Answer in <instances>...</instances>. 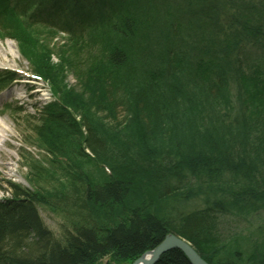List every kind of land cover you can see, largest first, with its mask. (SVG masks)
I'll return each instance as SVG.
<instances>
[{"label": "trees", "instance_id": "1", "mask_svg": "<svg viewBox=\"0 0 264 264\" xmlns=\"http://www.w3.org/2000/svg\"><path fill=\"white\" fill-rule=\"evenodd\" d=\"M138 1L136 7L135 0H87V11L97 21L79 34L74 23L68 28V46L59 48L62 55L68 51L74 60L77 56L91 57L85 63L90 67L88 74L93 75L84 76L86 81L110 80L104 88L106 102L113 110L135 112L136 108L147 124L148 137L121 135L117 128L96 119L90 108L84 112L72 109L64 96L59 99L60 104L41 107L44 112L38 125L28 123L27 127L42 143V158L27 151L21 154L29 187L15 188L10 200L17 201V205H5V209L0 206V254L20 253L29 257L32 264H44L42 258L49 252V264H88L96 256L111 255V248L122 254L131 252L127 256L131 260L150 249L166 227L144 214L143 208L140 210L138 202L143 200L132 195L126 198L132 185L147 183L148 171L138 168V158L147 163L163 156L160 164H167L165 177L179 167L203 172L229 168L246 177L252 174L227 193V208L219 201L214 203L219 206L214 205L213 209L218 214L247 218L250 208L256 207L248 200L264 198V190L254 184L260 180V185H264V0ZM127 2L132 10H137L135 13L125 14ZM201 2L213 11L207 19L199 9ZM121 3L125 5L122 8ZM64 4L56 5L55 10L63 12ZM144 11L148 17L139 18ZM72 12L70 9L65 14L73 16ZM11 20L10 28L9 21L3 26L5 35V30L12 29L32 70L49 85L54 84L58 71L49 74L43 66L44 56L37 58L32 49L38 41L52 40L61 29L42 21L31 23L23 15ZM105 28L112 40L105 38ZM131 33L138 36L141 45L134 54L126 49L130 38L127 35ZM63 47L67 49L62 50ZM123 53L127 55L123 57ZM97 54H101V65L93 68L92 59ZM61 62L63 66L60 64L59 68L63 70L67 61ZM67 67L77 68L71 63ZM186 72L189 77L183 81ZM169 111L184 124L164 120L163 114ZM211 120L218 122L211 124ZM252 139H262L261 146L246 149ZM233 145L239 150L232 149ZM233 161L240 164L233 166ZM249 167L255 170L250 173ZM105 169H109L108 174ZM179 190L172 185L159 187L155 198L163 201ZM51 200L59 203L50 211L63 214V221L73 223L76 235L66 237L70 245L67 251L53 241L49 243V234L37 219L35 207L49 205ZM206 201L202 197L199 200L201 212L210 214L203 204H213ZM242 203L246 207H241L240 214L230 211ZM72 211L81 212L82 216L71 214ZM73 216L79 217L80 222ZM79 225L86 229L78 231ZM32 230L37 238L32 240L34 257L24 255L22 250L23 239ZM204 238L207 248L212 246L210 237ZM49 244L53 250L48 251ZM260 254L264 258V250ZM217 257L209 259L210 263L216 262ZM259 261L256 264H262ZM159 264L189 263L179 252L170 251Z\"/></svg>", "mask_w": 264, "mask_h": 264}, {"label": "bare ground", "instance_id": "2", "mask_svg": "<svg viewBox=\"0 0 264 264\" xmlns=\"http://www.w3.org/2000/svg\"><path fill=\"white\" fill-rule=\"evenodd\" d=\"M3 0H0V3ZM54 1V0H52ZM61 2V3H59ZM102 4H105V2L100 1ZM62 3L64 4V14L69 13L70 9L73 14V16L78 15V11H82L84 15H87V0H55L52 4V7L55 9L56 5H60ZM56 11V10H55ZM23 34L26 33L25 29H22ZM21 32V31H20ZM42 42V41H41ZM49 44V45H55V43L52 40H44L43 43ZM7 48L11 52L12 55H15V53L12 52L14 49V45L10 41H6ZM57 46V45H56ZM55 46V47H56ZM53 55V54H52ZM55 61H49V63H53L54 65L58 66V63H62L60 60L62 57H57ZM23 58L27 61L26 55H23ZM53 58V57H52ZM63 60V59H62ZM76 60L83 61L85 59H82V56H77ZM60 61V62H59ZM81 65V69L79 70L80 66L78 65L76 69H68L67 67H64L63 70L58 72V78L59 81H64L65 83H68L69 76H71L70 81H72L74 84H78V81L81 76H87L88 71H83L84 65H87L86 63H79ZM79 71V72H78ZM186 71V70H185ZM189 77V73H185L182 75V80ZM57 79H54V84H51L49 86V92L46 103L38 102L34 105V111L31 116V119L28 121L29 124H36V122H39L41 117L43 116V108L54 104H60L59 102L61 100V97L58 96L59 93H57L54 88L56 87L59 89L60 87H63L64 85L60 83ZM184 81V80H183ZM187 81V80H186ZM66 87V86H65ZM67 88V87H66ZM13 95V94H11ZM63 96V94H62ZM56 98V99H55ZM60 99V100H59ZM33 107V106H32ZM40 108V109H37ZM37 109V110H36ZM139 113V112H138ZM141 114L139 113V117ZM163 118L166 121L176 122L179 125L184 124L183 120H179L175 113L169 111L166 114H163ZM171 118V119H170ZM142 120V119H141ZM143 121V120H142ZM211 124H216L217 120H211ZM27 123V124H28ZM144 123V121H143ZM38 125V124H36ZM29 137L30 139L25 140L23 144L21 145V149H24V151L32 152L31 149H43L42 143H39V140L37 139V134L28 127ZM9 129H7L6 126H4L3 123H0V144H4L6 137H10ZM119 132V131H118ZM150 133V132H149ZM150 135V134H149ZM261 140L252 139L250 143L247 144L246 149H250L255 147L256 145L261 146ZM232 149L239 150V147L236 145H233L231 147ZM229 148V149H231ZM168 149V148H165ZM262 149L264 151V142L262 144ZM87 153H89L88 150H86ZM258 152V151H256ZM167 154H165V157ZM165 158L163 156L154 157L151 160L145 162H141V160L138 158L136 159L137 165H139L138 168L145 169L147 173V183L144 186H135L132 185L131 188H128L126 192V198L132 196L138 197L139 201L143 200L141 203L138 202L139 205H141L140 210L143 208L144 214L154 217L161 221L164 227L166 229L164 230L163 235H161V238L150 248L147 250H144L140 255L135 257L134 259H130L127 257L129 253L131 252H125V254H122L121 251H116L114 248L112 249L111 255H99L96 256L94 259L88 262V264H159L160 261L169 253L170 251H177L179 252L186 261L190 263V260L186 255L184 254L185 249L192 250L201 261H203L205 264H211L209 259H214L217 256L216 262H212V264H244L242 262H245L246 264H256V262H259V259L262 261V264H264V258H262L260 253L264 250V243L262 242V239L264 238V198H250L248 201L253 202L256 204V207H251V216L253 221L260 222V219L262 221L260 222L262 229L260 228H251L248 227L249 220L246 217H240L238 215L234 214H218L219 211L213 210L214 205L215 208L218 206V204H214L216 201H219L220 205L224 208H227V202L229 201V195L228 192L231 193L232 189H236L239 187V183L241 181H245L246 178L252 177L251 175L247 174L242 175L243 173H240L238 170L233 171L229 168H223L221 170L211 171V172H203V170L200 169H189L179 167L176 169H172L173 175H166V166L167 164L163 163L160 164ZM234 165L237 166L240 163L232 162ZM259 167V166H258ZM106 170V169H105ZM171 172V169H169ZM247 170L251 173L253 170H255L254 167L247 168ZM107 174L109 173V169L106 170ZM259 171V170H258ZM239 172V173H238ZM243 172V171H242ZM260 172V171H259ZM261 173L264 174V169L261 171ZM96 176L101 177L100 175L96 174ZM255 177V174H254ZM151 178V180H150ZM7 187L6 189L2 190L3 194L0 197V206L3 209L7 208L5 205H17V201L11 202L13 194H15V188L21 187L26 188L24 186H21L20 184L14 183L12 181H5ZM256 188L264 190V185H260V180L254 183ZM13 185V186H11ZM172 185L179 190L176 194L170 195L169 198H164L163 201H158L155 196L156 188L162 189L165 186ZM155 189V190H154ZM196 194L200 195L202 198L210 201L213 205L203 204L205 208L210 209L209 213L201 212L202 206L199 202L200 198L199 196H195ZM68 195L69 194L68 192ZM127 198V199H128ZM131 198V197H130ZM11 199V200H10ZM10 200V201H9ZM8 201V202H6ZM206 201V202H208ZM59 202L56 200H51L49 202V205H45L44 207L42 205H37L35 207L36 213H37V219L39 222V225L44 228L46 232L49 234V243L50 241L55 242V246L57 245L61 250H68L69 249V243L68 238H66L68 235L73 236L76 235L74 233V230L72 229L73 223H66L63 221V214H59L56 211H50L51 206L54 207L55 204H58ZM90 203V202H89ZM217 203V202H216ZM145 204V205H144ZM239 208H232L230 211H234L237 213H241L242 208H245L246 204L242 203L239 204ZM219 207V206H218ZM242 207V208H241ZM202 209V210H201ZM41 211L49 212L53 215L58 216L61 219L60 228L58 235L53 233L44 223L42 216L40 215ZM4 212V211H3ZM218 212V213H217ZM71 214L82 216L81 212L78 211H72ZM192 214V215H191ZM192 216V217H191ZM74 217V216H73ZM77 221L80 222L79 217H74ZM81 229H86L84 225L78 226V231ZM98 231V229H96ZM224 230V231H223ZM178 231V232H177ZM230 231V232H229ZM225 232V233H224ZM208 235L211 239L212 246H206L207 240L204 238V236ZM172 239L177 244L171 245L170 243H167ZM32 240L37 241V238L35 237V234L32 231H30L29 236L25 237L22 242V250L24 249L25 252L24 255H29L31 257H34L31 251H34L33 248V242ZM180 246H179V245ZM160 245H163L165 247L164 251L160 253L155 258V261L150 260L152 258V254L155 250H157ZM177 245V247H176ZM48 251L53 250V245L47 246ZM163 247V248H164ZM200 249V250H199ZM253 249L257 250L253 251ZM199 250V252H198ZM20 253H11V252H1L0 254V264H23L28 263L32 264L29 257L25 256L22 257L19 255ZM155 254V253H154ZM113 256L118 257L117 259L112 258ZM126 256V257H124ZM120 257H123L120 259ZM44 260V264H49V252L45 254V256L42 258ZM258 263V264H259Z\"/></svg>", "mask_w": 264, "mask_h": 264}, {"label": "rangeland", "instance_id": "3", "mask_svg": "<svg viewBox=\"0 0 264 264\" xmlns=\"http://www.w3.org/2000/svg\"><path fill=\"white\" fill-rule=\"evenodd\" d=\"M146 1V0H143ZM124 2V0H123ZM139 1L135 0L136 7L139 4ZM142 3V0H141ZM125 5L123 3L120 4V7H124ZM199 9L203 10L205 19L208 18V13H213V11H208L206 7V3H200ZM213 8V7H212ZM125 14L126 13H132L137 10H132L131 6L129 5V2L126 3L125 8ZM152 11L155 9L151 8ZM155 12V10H154ZM207 12V13H206ZM135 13V12H134ZM148 13L144 11L139 18H147ZM55 21L57 19H54ZM60 23H65L66 20H59ZM116 23V22H114ZM118 24V23H116ZM115 25V24H114ZM104 35L106 39H113L109 35L108 30L104 29ZM132 32V31H131ZM133 34V33H131ZM130 38L128 39V45L125 41L126 49L131 53L134 54L139 51L141 48V45L139 43L138 36L133 35H127ZM55 45H46L43 43H35L32 49L36 53V56L40 57V55H43L42 62L43 66L45 68H48L47 71L49 74L59 72L62 68H59L60 63H58V66L54 65L53 63H49V61H55L56 58L54 56H63L62 59H66L67 63H71L73 66H80L79 62L71 56V54L62 55L61 49L59 46H56L57 41L54 40ZM65 43V41H64ZM13 44V43H12ZM14 45V44H13ZM56 46V47H55ZM63 46H68V44H63ZM14 49L12 50L13 53L16 52L15 55H12L8 48H6V41L0 42V68L3 66H6L8 68H14L22 71V75L30 74L29 71L31 70V66L27 63L26 60H24L18 53L17 47L14 45ZM125 48V47H124ZM139 48V49H138ZM67 49L66 47H63L62 50ZM143 49V46H142ZM95 51V48H94ZM85 52H87L85 50ZM96 54V52H94ZM53 54V55H52ZM125 57L126 55H124ZM53 57V58H52ZM69 57V58H68ZM91 57L88 56H82L83 60L82 63H85L86 60L89 62ZM101 59V54L94 55V58L92 59V66L93 68L99 67ZM48 61V62H47ZM62 61V60H60ZM59 61V62H60ZM67 63L65 67H67ZM36 64V63H35ZM37 65V64H36ZM42 65V64H38ZM46 65V66H45ZM63 66V64L61 63ZM89 65V64H88ZM48 66V67H47ZM68 68V67H67ZM83 71H87L89 68H87V65H84ZM69 69V68H68ZM47 74V73H46ZM48 74V75H49ZM93 75V73L88 74L86 77L90 78ZM95 76V75H94ZM97 77V76H95ZM71 76H69L68 83H65L64 81L60 82L58 75L56 79L62 83L64 86L57 89L56 87L54 90L57 91L59 97H67L68 105L73 109H77L79 112H84L87 110V108H90V112L95 116L96 119L99 121H102L106 124H108L111 127L117 128L118 131L121 133V135H133L136 137H148L147 134V124L141 120L139 117V113L134 109L135 112L129 111L125 109H112L111 105L109 106L105 99V93L104 88H106L110 82V80H100L97 82L96 80H93L95 78H91V83L86 81V78L83 76L80 77L78 84H74L72 81H70ZM102 81V82H101ZM107 81V82H106ZM52 83V82H50ZM111 83V82H110ZM113 84V83H112ZM104 85V86H103ZM114 85V84H113ZM54 86H56L54 84ZM67 88H66V87ZM13 94V95H11ZM63 94V96H62ZM48 96V91L46 87L40 83V82H28V80H19L14 82V85L10 90H6L5 92L0 93V123H3L4 126L9 129L10 137H6L4 144H0V197L2 196L3 192L2 190L6 189L7 185L5 181H12L14 183L20 184L21 186L27 187L28 184L26 182V174L27 169L23 167L22 159L20 157L21 154V145L25 140H28L29 132L27 123L31 119V116L33 114L34 105L38 102L46 103ZM8 105H10L8 107ZM108 105V106H107ZM33 106V107H32ZM8 107V108H7ZM19 109L21 108L22 112H20V115H16L13 113L12 109ZM16 112V111H15ZM28 115V117L26 116ZM15 117V118H14ZM147 128V129H146ZM135 133V135H134ZM146 135V136H145ZM32 152L37 156L40 155V151L38 149H31ZM38 157V156H37ZM40 215L42 216V219L45 223V225L53 231V233L58 235L60 223L62 222L61 219L53 215L49 212L41 211ZM247 219L249 220L248 227L251 228H260L262 229L259 221H253L251 214L247 215ZM224 231V230H223ZM230 232V231H229ZM225 233V232H224Z\"/></svg>", "mask_w": 264, "mask_h": 264}, {"label": "water", "instance_id": "4", "mask_svg": "<svg viewBox=\"0 0 264 264\" xmlns=\"http://www.w3.org/2000/svg\"><path fill=\"white\" fill-rule=\"evenodd\" d=\"M167 243H170L171 245H174V244H177L175 241H173L172 239H170V241H168ZM179 245V244H178ZM180 246V245H179ZM164 246L163 245H160V247L157 249V250H155L154 252H153V254H152V258H151V260H150V263H152L151 261L153 260V261H155V258L158 256V255H160V253L161 252H163L164 251V249H165V247L163 248ZM176 247H177V245H176ZM178 248V247H177ZM185 249V255H186V257H188L189 258V260H190V263L191 264H205L203 261H201L200 259H199V257L191 250H189V249H186V248H184ZM155 253V254H154Z\"/></svg>", "mask_w": 264, "mask_h": 264}]
</instances>
